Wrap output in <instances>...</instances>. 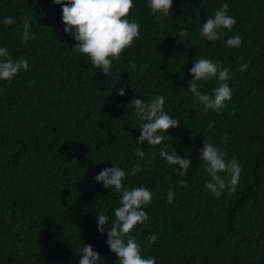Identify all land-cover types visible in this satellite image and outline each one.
<instances>
[{"label":"trees","instance_id":"obj_1","mask_svg":"<svg viewBox=\"0 0 264 264\" xmlns=\"http://www.w3.org/2000/svg\"><path fill=\"white\" fill-rule=\"evenodd\" d=\"M223 2L173 0L169 15L157 21L147 0H135L129 18L138 21L139 36L104 74L73 51L76 41L53 0H0V45L13 60L29 59L26 70L0 80V264H77L83 243L100 253L101 264H116L96 214L108 215L109 227L119 193L94 176L113 163L127 173L139 160L133 150L141 121L128 104L157 94L180 121L162 144L192 164L180 176L159 155L161 145H142L151 162L124 183L152 191L144 206L149 219L128 235L155 264H264V0H227L236 23L206 41L200 25ZM5 16L13 23L4 25ZM182 30L187 36L178 43ZM232 35L241 37L239 47L226 45ZM199 57L232 70L233 95L220 113H205L188 92V69ZM245 60L249 67L237 71ZM216 84L206 81L201 91L211 93ZM225 132L227 143L220 139ZM205 139L243 166L231 194L216 197L204 187L211 179L199 159ZM152 232L157 239L149 244Z\"/></svg>","mask_w":264,"mask_h":264},{"label":"clouds","instance_id":"obj_2","mask_svg":"<svg viewBox=\"0 0 264 264\" xmlns=\"http://www.w3.org/2000/svg\"><path fill=\"white\" fill-rule=\"evenodd\" d=\"M53 2L62 8L61 20L64 22V31L76 41L72 47L73 51L86 54L91 65L104 74L109 73L114 60L118 59L139 36L138 21L129 18L135 0H53ZM172 3L173 0H147V6L157 21L169 15ZM228 7L227 0H224L214 10L213 15L207 16L201 23L199 35L206 41L217 40L223 34L222 29L231 30L236 23L235 17L228 14ZM30 19L26 17L23 22L22 38L25 41L32 38L29 28ZM2 23L4 25L13 23V17H3ZM186 36L187 33L182 30L178 35V43ZM225 43L229 47H239L241 37L229 36ZM28 67V58L20 56L13 60L7 47L0 45V80H11L22 69L26 70ZM248 67V61L245 60L237 71H244ZM231 71L220 60L208 57L195 58L188 69L191 74L188 92L192 94L193 103L202 105L205 113L209 109L220 113L233 95L228 83ZM211 79L217 81L211 93L201 91L203 83ZM117 93L123 96L125 88H119ZM164 103V97L159 94L150 100L136 96L131 99L128 106L133 108L135 115L141 121L140 134L136 138L137 147L133 150L139 160L128 169L127 173L124 168L113 163L111 167L102 168L94 176V180L102 182L104 188L119 193V205L112 210L114 219L111 220L109 227L106 225L110 217L103 212L96 214L98 230L107 232L106 244L118 257L116 264H155L153 256L142 254L141 241L128 235L134 226L149 219L144 206L151 202L152 191L143 184L128 187L124 183L126 176L141 172L151 162L150 154L145 152L142 145L145 142L148 145H161L159 155L169 165L174 166V170L180 176H184L192 164L191 157L181 156L176 149L168 151L167 146L162 144L166 139L167 130L180 124L178 118L164 110ZM213 124L214 121L209 122V128ZM228 136L227 132L223 133L220 137L221 141L227 143ZM199 159L206 162L205 170L211 179L205 182L204 187L213 196L219 197L225 191L231 194L235 190L243 167L236 156L228 158L225 150L205 139ZM178 183L184 184L186 181L180 180ZM166 195L167 201L171 203L174 196L172 186H169ZM145 239L151 244L156 241L157 235L152 232L146 234ZM80 254L77 264H101L102 257L91 244L83 243Z\"/></svg>","mask_w":264,"mask_h":264}]
</instances>
